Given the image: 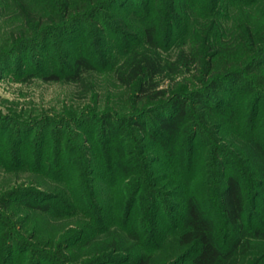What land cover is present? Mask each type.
Listing matches in <instances>:
<instances>
[{"label":"trees","instance_id":"trees-1","mask_svg":"<svg viewBox=\"0 0 264 264\" xmlns=\"http://www.w3.org/2000/svg\"><path fill=\"white\" fill-rule=\"evenodd\" d=\"M147 1L149 7H153L154 16L141 29V43L123 54L113 72L133 103L140 106L124 115L120 122L110 120L113 116L108 115L111 114H102L97 131L103 147L95 152V157L91 156L93 166L86 169L89 174L96 173L111 190L110 207L99 198L102 202L96 207L99 214L91 213L97 231L105 233L104 248L109 249L112 256L127 253L120 262L146 264L150 259V246L142 252L135 249L144 240L151 243L156 235L159 212L156 201L161 200L155 195L148 213H133L141 177L151 173L150 164L143 167L144 157L127 156V151L136 147L135 141L141 139L144 151L159 153L170 167L160 174L174 184L171 195L180 200L176 240L179 247L189 253L190 264H238L246 259L249 264H264V137L259 134V122L248 126L243 121L235 125L243 91L239 93L241 88L233 86L242 75L264 68V26L258 30L248 9L245 18L225 28L216 18L217 0H209V6L204 8L200 0H166L162 8L158 0ZM55 2L59 6L57 18H51L42 6L34 9L22 0L11 2L20 23L13 42L17 49L39 44L47 31H64L65 22L72 18L78 17L80 21L79 16L91 11L93 15L97 9L124 7L118 0ZM135 3L142 6L137 0ZM147 3L143 2V9L148 7ZM195 14L200 18L193 17ZM181 20L187 24L189 21L187 41L173 54L162 52L158 40L169 39ZM91 65L85 55L74 57L68 79H82ZM59 77L54 72L42 74L46 80ZM252 91L253 116L258 119L261 112L257 102L261 95L255 96ZM147 117L152 118L150 124H146ZM226 126L232 129L229 134ZM211 127L219 137H224L223 144L219 143L221 139L211 136ZM130 129L134 135L128 132ZM123 131L128 132L129 137L122 140ZM136 131L143 136L138 138ZM200 134L207 135L209 148L205 157L194 153L195 138ZM15 162L17 165L21 161ZM75 163H65L58 156L51 167L53 171L58 169V176L66 182ZM249 186L255 191L250 192ZM130 188H133L131 194ZM16 192L5 194L1 205L9 203ZM75 196L74 199L81 202L82 199ZM55 197L50 194L45 198L53 199L51 202L35 205L24 199L14 202L48 212L51 203L57 202ZM87 208L90 206L85 203L73 210L87 213ZM13 245L9 243L0 264L10 263Z\"/></svg>","mask_w":264,"mask_h":264},{"label":"rangeland","instance_id":"rangeland-1","mask_svg":"<svg viewBox=\"0 0 264 264\" xmlns=\"http://www.w3.org/2000/svg\"><path fill=\"white\" fill-rule=\"evenodd\" d=\"M12 1L0 0V201L8 192H17L10 197L9 203H0V263L7 246L13 243L8 264H132L119 261L126 258L127 253L112 256L109 249L104 248L105 233L97 231L92 214H99L96 207L102 202L98 200L102 199L106 207H110L108 194L111 190L96 173L89 174L86 169L93 166L91 156L95 157V152L103 147L97 131L102 114H111L108 115L113 116L110 120L120 122L124 115L140 106L133 103L113 72L123 54L141 43V29L154 16L153 7H149L147 0H137L142 6L135 0H118L124 3L123 8L97 9L93 15L91 11L79 16L80 21L78 17L66 19L64 31H47L39 44L17 49L13 42L20 23L16 11L11 8ZM158 1L159 7H165L166 0ZM200 1L203 8L209 6V0ZM260 1L217 0L216 18L225 28H230L245 18L249 9L260 31L264 26V2ZM22 2L34 9L42 6L51 18L59 16L55 0ZM143 2L148 5L145 9ZM193 17L200 18L197 14ZM188 24L181 20L169 39L158 40L162 52L173 54L176 48L184 45L190 30ZM78 55L89 58L92 68L84 72L82 79L71 81L68 79L70 66ZM49 72L59 74V79L42 78V74ZM233 86L241 88L239 93L243 91L235 125L243 121L248 126L251 122H259V134L264 137V68L242 75ZM252 90L255 96L261 95L257 102L261 112L258 119L253 116ZM151 121L152 118L147 117L146 124ZM211 128V136L221 139L219 143L223 144L224 137H219ZM226 130L229 134L232 129L229 126ZM128 132L134 135L131 129ZM128 132L123 131L122 140L129 137ZM136 134L138 138L143 136L137 131ZM206 137V134L196 136L195 155L199 152L205 157L209 148ZM136 141V147L129 149L127 156L144 157L143 167L150 164L155 176L148 173L141 177L133 213H148L155 195H159L156 198L161 201H156L159 208L156 235L151 243L144 240L135 250L142 252L150 246V259L146 264H190L189 253L180 248L176 240L180 200L171 195L174 184L160 174L170 168L168 162L155 151H144L141 139ZM58 156L65 163L76 162L82 166L75 163L66 182L58 176V169L53 171L51 167ZM155 157L158 158L156 162ZM17 160L21 162L16 165ZM84 161L88 162L82 164ZM132 191L130 188V194ZM254 191L250 187V192ZM89 193L91 195H87ZM50 194L56 196L57 202L51 203L48 212L14 202L24 199L33 205L43 204L53 200L45 198ZM74 194L82 199L81 202L74 199ZM85 203L90 206L89 212L73 210ZM169 210L173 211L169 213ZM103 258L105 261L100 262ZM247 260L238 264H249Z\"/></svg>","mask_w":264,"mask_h":264}]
</instances>
